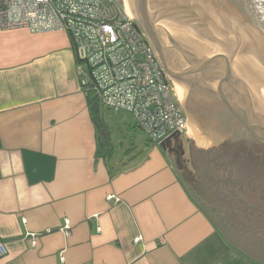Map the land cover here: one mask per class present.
Segmentation results:
<instances>
[{
	"label": "crops",
	"instance_id": "obj_1",
	"mask_svg": "<svg viewBox=\"0 0 264 264\" xmlns=\"http://www.w3.org/2000/svg\"><path fill=\"white\" fill-rule=\"evenodd\" d=\"M68 36L0 31V264H264V159L93 117Z\"/></svg>",
	"mask_w": 264,
	"mask_h": 264
},
{
	"label": "water",
	"instance_id": "obj_2",
	"mask_svg": "<svg viewBox=\"0 0 264 264\" xmlns=\"http://www.w3.org/2000/svg\"><path fill=\"white\" fill-rule=\"evenodd\" d=\"M120 1L156 51L201 147L211 150L224 139L234 140L223 125L226 110L219 100L264 145V103L249 81L264 83V0ZM179 137L176 132L160 145L183 154L181 145L172 146ZM228 144L243 146L246 155L253 151Z\"/></svg>",
	"mask_w": 264,
	"mask_h": 264
},
{
	"label": "built area",
	"instance_id": "obj_3",
	"mask_svg": "<svg viewBox=\"0 0 264 264\" xmlns=\"http://www.w3.org/2000/svg\"><path fill=\"white\" fill-rule=\"evenodd\" d=\"M15 28L69 35L76 61L87 68L83 86L103 106L131 113L149 141L188 131L173 82L122 1L0 0V31ZM7 248L0 239V259Z\"/></svg>",
	"mask_w": 264,
	"mask_h": 264
},
{
	"label": "flooded vegetation",
	"instance_id": "obj_4",
	"mask_svg": "<svg viewBox=\"0 0 264 264\" xmlns=\"http://www.w3.org/2000/svg\"><path fill=\"white\" fill-rule=\"evenodd\" d=\"M218 103L221 104L223 106V108L226 110V115H224V117H223V120H224L223 125H224L225 129L228 131V133H230V138L234 139L233 141L232 140H228V141L241 143L242 145H249L257 157L259 155H261V158L264 159V145L253 140V138L250 136V134L245 130V128L242 126V124L239 123L232 116V114L228 111V109L225 107V105L220 100ZM221 121H222V119H221ZM231 142H225V143L228 144ZM225 143L223 142L222 147L226 146ZM183 144H184L183 140L181 139V137H179L177 142L174 143V145H172V146L175 147V146L181 145L183 147ZM258 151H261V153H258ZM171 153H173L175 155V157L179 156L180 159L183 156V154H180L179 151H177V152L173 151Z\"/></svg>",
	"mask_w": 264,
	"mask_h": 264
},
{
	"label": "rangeland",
	"instance_id": "obj_5",
	"mask_svg": "<svg viewBox=\"0 0 264 264\" xmlns=\"http://www.w3.org/2000/svg\"><path fill=\"white\" fill-rule=\"evenodd\" d=\"M124 4V3H123ZM82 68H83V71L84 72H86L87 71V68H86V66L85 65H82ZM258 80V79H257ZM258 81H260V80H258ZM261 82V81H260ZM262 84H264L263 82L261 83V85ZM263 86V90H264V85H262ZM91 94H92V92H91ZM261 100L263 101V103H264V99L263 98H261ZM106 108H108V107H106ZM108 109H110V108H108ZM113 110V109H112ZM119 111H122L124 114H126V115H130L131 113H129V112H127V111H125V110H119ZM190 123V122H189ZM190 126V125H189ZM190 128V127H189ZM193 130H194V128H193ZM189 133L191 134V136H192V138L191 139H188V140H192V142H194L196 145H199V147H201V144L200 143H198L197 142V136H196V133H195V130L193 131V132H191L190 130H189ZM195 135V136H194ZM187 133H182L181 135H180V137H181V139L183 140V141H187ZM222 142H228L227 140H223ZM226 144V143H225ZM226 146H227V144H226ZM225 146V147H226ZM201 148H204V147H201ZM221 148H222V146H221ZM224 148V147H223ZM233 152H234V150H233ZM258 153H261V151H258ZM253 156V155H252ZM256 158H258V160H259V157H257L256 155H254ZM253 156V157H254ZM262 159V158H261ZM261 160H259V162H260Z\"/></svg>",
	"mask_w": 264,
	"mask_h": 264
},
{
	"label": "bare ground",
	"instance_id": "obj_6",
	"mask_svg": "<svg viewBox=\"0 0 264 264\" xmlns=\"http://www.w3.org/2000/svg\"><path fill=\"white\" fill-rule=\"evenodd\" d=\"M126 8H127V10L129 11V13L130 14H132V15H134L135 16V14L131 11V9L126 5ZM249 81H250V83L253 85V88H254V90L256 91V93L258 94V96L260 97V98H263L264 99V90L262 89L263 88V86L262 85H264V84H262L261 85V83L262 82H260V81H258L256 78H250L249 79ZM178 95V94H177ZM179 97V96H178ZM189 130L191 131V132H193L194 130H193V126L191 125V123H189ZM195 136V135H194Z\"/></svg>",
	"mask_w": 264,
	"mask_h": 264
},
{
	"label": "trees",
	"instance_id": "obj_7",
	"mask_svg": "<svg viewBox=\"0 0 264 264\" xmlns=\"http://www.w3.org/2000/svg\"><path fill=\"white\" fill-rule=\"evenodd\" d=\"M86 91H89V90H87V88H86ZM88 102L90 103V105L92 106L91 108H92V110H93V117H94V115L96 114V111L97 110H95L96 109V105L99 103V101H98V98L94 95V96H92V95H88ZM100 104V103H99ZM95 108V109H94Z\"/></svg>",
	"mask_w": 264,
	"mask_h": 264
}]
</instances>
